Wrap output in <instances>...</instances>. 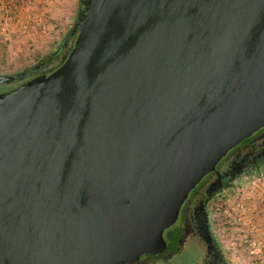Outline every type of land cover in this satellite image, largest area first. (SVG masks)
I'll list each match as a JSON object with an SVG mask.
<instances>
[{
  "label": "water",
  "instance_id": "1",
  "mask_svg": "<svg viewBox=\"0 0 264 264\" xmlns=\"http://www.w3.org/2000/svg\"><path fill=\"white\" fill-rule=\"evenodd\" d=\"M80 5L59 63L0 93V264L159 253L190 193L264 129V0Z\"/></svg>",
  "mask_w": 264,
  "mask_h": 264
},
{
  "label": "rangeland",
  "instance_id": "2",
  "mask_svg": "<svg viewBox=\"0 0 264 264\" xmlns=\"http://www.w3.org/2000/svg\"><path fill=\"white\" fill-rule=\"evenodd\" d=\"M80 2L6 0L4 5L1 3L0 75H19L58 53L76 21L82 7ZM262 179L264 169L250 178L240 179L210 203L211 228L228 264H255L258 257L264 258L263 248L257 252L263 227ZM238 217L242 221H236Z\"/></svg>",
  "mask_w": 264,
  "mask_h": 264
},
{
  "label": "flooded vegetation",
  "instance_id": "3",
  "mask_svg": "<svg viewBox=\"0 0 264 264\" xmlns=\"http://www.w3.org/2000/svg\"><path fill=\"white\" fill-rule=\"evenodd\" d=\"M82 10L81 7L78 14ZM61 50L21 76H13V82L0 86V93L55 67ZM263 169L264 129L231 150L215 171L205 176L190 193L174 224L163 232L162 250L131 264H228L211 228L210 203L240 179L250 178Z\"/></svg>",
  "mask_w": 264,
  "mask_h": 264
},
{
  "label": "built area",
  "instance_id": "4",
  "mask_svg": "<svg viewBox=\"0 0 264 264\" xmlns=\"http://www.w3.org/2000/svg\"><path fill=\"white\" fill-rule=\"evenodd\" d=\"M262 181H264V179H262ZM237 207L238 208H240V210H242L243 209V207H242V205H237ZM225 213H226V211H225ZM236 221H242V218L241 217H238L237 219H236ZM254 243H252V245H253ZM258 250H257V252L258 253H260V251H261V249L263 248V244L261 243V242H258ZM256 252V251H255ZM255 252H250V254H255ZM255 264H264V258H262V257H258L257 259H256V262H255Z\"/></svg>",
  "mask_w": 264,
  "mask_h": 264
},
{
  "label": "crops",
  "instance_id": "5",
  "mask_svg": "<svg viewBox=\"0 0 264 264\" xmlns=\"http://www.w3.org/2000/svg\"><path fill=\"white\" fill-rule=\"evenodd\" d=\"M2 1V2H1ZM4 2H6V0H0V4L2 3V5H4ZM2 5H1V7H2ZM12 6V5H11ZM262 200L264 201V197H262ZM262 210H264V208H262ZM261 220H262V233H261V243L263 244V252H264V211H263V213H262V215H261Z\"/></svg>",
  "mask_w": 264,
  "mask_h": 264
}]
</instances>
